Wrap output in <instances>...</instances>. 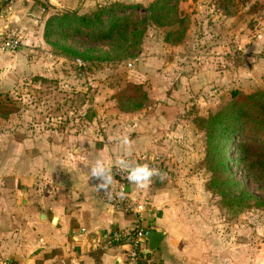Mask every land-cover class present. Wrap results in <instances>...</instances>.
<instances>
[{
  "label": "rangeland",
  "instance_id": "obj_1",
  "mask_svg": "<svg viewBox=\"0 0 264 264\" xmlns=\"http://www.w3.org/2000/svg\"><path fill=\"white\" fill-rule=\"evenodd\" d=\"M11 1L12 6L18 1L15 10L27 9L30 15L23 25H0V33L2 28L4 34L15 31L23 44L18 51L24 53L21 62L47 64L44 74L49 77L28 76L12 92L1 93L0 119L14 113V125L23 121L28 125L32 119L23 116L30 112L37 133L59 132V122L81 128L86 120L100 119L105 99L113 93L117 108L124 111H140L137 104L141 109L153 107L151 95H174L186 131L174 139L179 141L176 148H169L168 155L160 158L169 177L155 183L176 188L197 246L201 240L209 242L210 253L222 254L223 264H230L227 259L233 257L234 264H264V155L249 157L243 165L229 164L231 175L222 177L215 170L216 160L209 162L207 152V121L230 104L231 93L250 95L264 90V53L248 58L246 53L235 52L231 32L236 22L256 34L263 7L250 0H235L231 9V14H238L235 21L224 18L221 0L199 1L191 9L182 3L180 11L191 20L180 45L165 43L168 29L150 26L140 51L128 53L117 43L93 39L88 29L75 24L70 30L52 25L48 31V22L68 12L94 15L115 3L143 6L118 11L143 20L157 0H0V16L5 17ZM133 84L142 87L138 95L133 89L126 92L136 102L121 101L118 94ZM0 122L1 127L6 125ZM230 156L233 161L238 159L235 153Z\"/></svg>",
  "mask_w": 264,
  "mask_h": 264
},
{
  "label": "crops",
  "instance_id": "obj_2",
  "mask_svg": "<svg viewBox=\"0 0 264 264\" xmlns=\"http://www.w3.org/2000/svg\"><path fill=\"white\" fill-rule=\"evenodd\" d=\"M199 1L203 0L182 3L191 9ZM250 1L263 7L261 27L253 34L251 28H240L242 23L234 22L231 31L235 52L246 53L248 58L264 53V0ZM17 2L12 6L11 1L5 17L0 16L3 28L8 23L23 25L27 21L29 10H15ZM237 16L224 18L236 21ZM23 54L0 56V94L12 92L25 77L46 75L47 64L21 62ZM113 95L105 99L100 119L86 120L81 128L59 122V132L51 129L37 133L30 112L23 116L32 119L28 125L26 121L14 125V113L0 119L6 123L0 124V263L125 264L124 251L108 245V237L116 230L142 227L166 232L160 251L154 253V258L164 264H223L222 254L210 253L209 242L201 240L200 246L196 245L178 191L155 183L160 179L145 188L130 189L141 209L137 215L118 212L101 199L95 187L98 181L90 176V167L98 157L112 172L119 156L160 159L168 155L169 148H176L179 141L174 139L186 131L174 95H151L153 107L140 111L117 108ZM97 101L96 97L93 105ZM125 135L130 145L121 143ZM116 183L115 179L111 186ZM233 259L227 260L234 264Z\"/></svg>",
  "mask_w": 264,
  "mask_h": 264
},
{
  "label": "trees",
  "instance_id": "obj_3",
  "mask_svg": "<svg viewBox=\"0 0 264 264\" xmlns=\"http://www.w3.org/2000/svg\"><path fill=\"white\" fill-rule=\"evenodd\" d=\"M185 1L187 0H157L150 5L147 10L149 15L143 20L132 19V14H118L120 10L124 12L126 9L134 10L143 7L134 4L127 7L124 4L115 3L110 8L98 10L94 15L80 16L70 12L63 13L51 18L48 22V31L52 25L70 30L72 24H75L77 28L88 29L89 35L97 41L114 42L118 47L126 49L125 52L134 53L141 49L147 29L154 26L168 29L164 41L169 45L177 46L185 40L187 27L191 20L190 16L179 9V5ZM221 5L228 18L234 14L237 15V13L231 14L235 0H221ZM73 54L86 59V56L78 52H73ZM141 88V85L133 84L120 92L118 97L122 98L121 101L125 98L124 102L134 103L136 102L135 97L127 96L126 92L128 89H133L138 95L141 94ZM231 98L229 105L207 121L209 124L207 131L208 160L209 162L216 160L215 170L222 177L231 175L229 164L243 165L248 162L249 157L264 155V90L250 95L233 91ZM137 107L140 110L143 109L139 104ZM232 153H235V156L238 155L237 160H231ZM262 165L264 166V163Z\"/></svg>",
  "mask_w": 264,
  "mask_h": 264
},
{
  "label": "built area",
  "instance_id": "obj_4",
  "mask_svg": "<svg viewBox=\"0 0 264 264\" xmlns=\"http://www.w3.org/2000/svg\"><path fill=\"white\" fill-rule=\"evenodd\" d=\"M23 48L22 41L15 31L7 32L0 35V54L15 53ZM76 64L82 68L84 62L77 60ZM135 163H147L150 167L159 169L166 173V178L169 177V169L165 163L158 158H150L147 156H140L136 159L130 160ZM113 175L116 179V185L111 186L110 191L112 197L109 198L103 190H99V195L103 201L110 204L116 211L125 214H139L141 209L135 198L131 196V192L127 189L137 187L135 184H130L127 179V172H120L113 167ZM158 177H153L151 181L158 180ZM124 192V197L120 198L118 195L121 191ZM145 229L136 227L131 230H116L108 237V245L121 249L125 253V264H164L162 261L154 258V253H148L146 243L144 240ZM0 264H14L10 260L2 261Z\"/></svg>",
  "mask_w": 264,
  "mask_h": 264
},
{
  "label": "clouds",
  "instance_id": "obj_5",
  "mask_svg": "<svg viewBox=\"0 0 264 264\" xmlns=\"http://www.w3.org/2000/svg\"><path fill=\"white\" fill-rule=\"evenodd\" d=\"M111 139V138H110ZM121 143L130 145L131 140L128 136L121 137ZM116 168L120 172H127L125 177L130 184H135L138 188H145L149 185L153 177H158L161 181L166 178V173L161 172L159 169L150 167L147 163L133 164L129 159L124 156H119L116 159ZM90 176L95 178L98 183L95 187L98 190H103L109 198L112 197L110 191L111 185L114 182L112 169L109 168L103 158H97L90 167ZM120 198L124 197L123 190L118 194Z\"/></svg>",
  "mask_w": 264,
  "mask_h": 264
},
{
  "label": "water",
  "instance_id": "obj_6",
  "mask_svg": "<svg viewBox=\"0 0 264 264\" xmlns=\"http://www.w3.org/2000/svg\"><path fill=\"white\" fill-rule=\"evenodd\" d=\"M130 191V188L127 189ZM166 237V232L159 228H150L145 230L144 240L148 253H157L160 251V246Z\"/></svg>",
  "mask_w": 264,
  "mask_h": 264
}]
</instances>
